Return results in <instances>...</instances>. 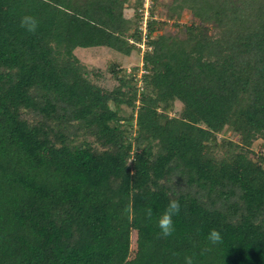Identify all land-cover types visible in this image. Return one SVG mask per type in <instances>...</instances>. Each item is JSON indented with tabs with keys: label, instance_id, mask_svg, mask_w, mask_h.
<instances>
[{
	"label": "trees",
	"instance_id": "1",
	"mask_svg": "<svg viewBox=\"0 0 264 264\" xmlns=\"http://www.w3.org/2000/svg\"><path fill=\"white\" fill-rule=\"evenodd\" d=\"M130 2L0 0V264H264V0H171L176 26L197 21L149 42L141 79L114 65L107 90L75 51L129 56Z\"/></svg>",
	"mask_w": 264,
	"mask_h": 264
},
{
	"label": "rangeland",
	"instance_id": "2",
	"mask_svg": "<svg viewBox=\"0 0 264 264\" xmlns=\"http://www.w3.org/2000/svg\"><path fill=\"white\" fill-rule=\"evenodd\" d=\"M130 6L125 11V16L131 19V27L129 30V35H132L135 32L136 25L138 23L139 15L137 16L133 9L136 0H130ZM162 4L157 5L156 0H154L153 7V16L157 23V29L151 33L152 41L160 34H167L176 37L184 36V26L191 25L193 22H196L192 14L188 11H185L182 14V17L178 21L176 26L175 20L171 19L168 13V5L171 3V0H160ZM166 23L164 27H159V24ZM210 32H212L210 30ZM148 42L147 46L150 45ZM147 46L145 49L139 48L135 45V49L129 56L123 55L116 51H113L109 48L104 47H94V48H78L75 51L77 57L81 60L82 64L85 67V73L90 78V80L97 85L101 86L107 90H113L118 86V81L114 78L111 68L116 65L121 71V75L134 76L137 79H141L142 75L145 73L143 56L147 51ZM117 68V69H118ZM140 81L137 83L139 84ZM182 110V104L179 101L175 102L174 110L171 113V116H178ZM132 112L131 108H124L123 115L129 116ZM225 136L228 139L237 141L239 136L233 133L230 130H227L223 135H219L218 138ZM254 151L253 158L260 161L264 164V158L258 157V155L264 154V138L257 140L252 146Z\"/></svg>",
	"mask_w": 264,
	"mask_h": 264
},
{
	"label": "clouds",
	"instance_id": "3",
	"mask_svg": "<svg viewBox=\"0 0 264 264\" xmlns=\"http://www.w3.org/2000/svg\"><path fill=\"white\" fill-rule=\"evenodd\" d=\"M39 25V21L37 18L31 15H24L20 19V27L24 28L29 33H35ZM129 212H132V208L129 207L127 209ZM181 211V205L178 199H171L169 200L166 208L163 210V212L160 214L158 220H157V227L159 229V232L157 233L158 238H168L172 236L175 232V226H174V220L173 217L179 215ZM153 215L152 208L149 207L146 209V216L150 220ZM207 241L211 245H217L219 243H222V236L221 233L213 228L209 230V233L207 235ZM209 248L202 249L201 254L204 252L209 251ZM185 264H194V257L191 255L184 257Z\"/></svg>",
	"mask_w": 264,
	"mask_h": 264
},
{
	"label": "built area",
	"instance_id": "4",
	"mask_svg": "<svg viewBox=\"0 0 264 264\" xmlns=\"http://www.w3.org/2000/svg\"><path fill=\"white\" fill-rule=\"evenodd\" d=\"M153 7L154 0H143L142 5L139 7L137 11L139 18L135 31L138 33V37H140L141 40H137L134 36H131L128 40L132 45H136L142 49H145L147 46L151 38L150 23L156 20L152 12ZM147 48V51L152 49L151 45H148Z\"/></svg>",
	"mask_w": 264,
	"mask_h": 264
}]
</instances>
